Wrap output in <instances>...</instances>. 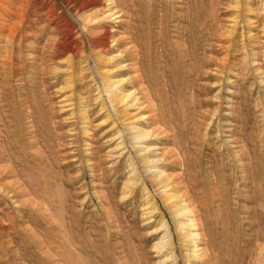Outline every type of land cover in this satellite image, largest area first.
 Segmentation results:
<instances>
[{"label": "rangeland", "instance_id": "rangeland-1", "mask_svg": "<svg viewBox=\"0 0 264 264\" xmlns=\"http://www.w3.org/2000/svg\"><path fill=\"white\" fill-rule=\"evenodd\" d=\"M0 16V264H264V0H0Z\"/></svg>", "mask_w": 264, "mask_h": 264}, {"label": "bare ground", "instance_id": "bare-ground-1", "mask_svg": "<svg viewBox=\"0 0 264 264\" xmlns=\"http://www.w3.org/2000/svg\"><path fill=\"white\" fill-rule=\"evenodd\" d=\"M113 1V0H112ZM82 2V1H81ZM114 2H115V0H114ZM10 3H8V5H9ZM11 4H12V2H11ZM113 4V3H112ZM8 5H5V6H8ZM74 5V4H73ZM10 6V5H9ZM12 7V9H13V5H11ZM9 8V7H8ZM122 8V7H121ZM2 10H5V9H3V7L1 8ZM10 9V8H9ZM19 9H21V8H19ZM5 11H8L7 9L5 10ZM10 11V10H9ZM9 11L7 12V13H9ZM16 11V10H15ZM25 11H27V10H25ZM25 11H23V12H25ZM21 12H22V10H21ZM4 13V12H3ZM6 13V12H5ZM11 13H12V11H11ZM23 14H25V13H23ZM102 14H105V16L104 17H102V19H108V17L111 15L110 13H102ZM1 15H2V13H1ZM9 16L8 17H10L11 18V15H10V13L8 14ZM85 15V14H84ZM5 16V15H4ZM12 16H13V14H12ZM26 16V15H25ZM0 17H3V16H0ZM22 17H23V15H22ZM30 18V17H29ZM3 19H5V21H6V18H3ZM24 19H25V17H24ZM84 19H86V18H84ZM100 19H101V17H100ZM7 20H10V19H7ZM4 21V22H5ZM17 22V21H16ZM15 22V23H16ZM20 22L22 23V22H24L23 21V18H22V21L20 20ZM12 23V22H11ZM19 23V22H18ZM128 23V22H127ZM126 23V24H127ZM131 23V22H130ZM20 24V23H19ZM21 25V24H20ZM129 25V24H128ZM127 25V26H128ZM6 25H2V24H0V31L1 30H3V28L5 27ZM9 26H11V25H9ZM7 27H8V25H7ZM10 29H11V27H9ZM14 28V27H13ZM126 28V27H125ZM133 28V27H132ZM6 29V28H5ZM10 29H8L7 28V30H10ZM15 29V28H14ZM45 29V28H44ZM5 31V32H7L8 33V31ZM3 32V31H2ZM1 32V33H2ZM10 32V31H9ZM123 32V31H122ZM4 33V32H3ZM25 33H27L26 31H25ZM34 33V32H33ZM12 34H13V29H12ZM12 34H10V35H12ZM123 34V33H122ZM3 35V34H2ZM9 35V34H8ZM26 35V34H25ZM125 35H127L128 37H129V35L128 34H124V36ZM13 36H14V34H13ZM21 36V35H20ZM127 36H125V37H127ZM2 37V36H1ZM0 37V38H1ZM11 37V36H10ZM24 37V36H23ZM40 37H42V36H40ZM44 37V36H43ZM121 37H123V36H121ZM6 38H8L7 37V34H6ZM12 38V37H11ZM28 38V37H27ZM39 38V37H38ZM118 38H120V37H117V39ZM135 38V37H134ZM9 39V38H8ZM8 39H7V41H8ZM23 39V38H22ZM34 39V38H33ZM37 39V38H36ZM129 38H127V40H128ZM130 39H131V37H130ZM11 40V39H10ZM13 40V39H12ZM11 40V41H12ZM134 40V39H133ZM6 41V42H7ZM23 41H24V39H23ZM120 41H122V40H120ZM119 41V42H120ZM126 41V40H125ZM20 42V41H19ZM18 42V47H19V43ZM117 42V41H116ZM127 42V41H126ZM129 42H131V40L129 41ZM133 42V41H132ZM40 43V42H39ZM45 43V42H44ZM14 44V43H13ZM43 44V43H42ZM118 44V43H117ZM123 44H125V42H123ZM15 46L17 45V44H14ZM134 45V44H133ZM23 47V45H20V47ZM11 47L13 48V45H11ZM25 47V46H24ZM44 47H46V46H44ZM43 47V51H44V48ZM110 47V46H109ZM116 47V46H115ZM122 47V46H121ZM132 47V46H131ZM136 47V46H135ZM1 48L2 47H0V56H1V51L3 52L4 51V49H6V48H4L3 47V50H1ZM61 48H63V45H62V43H61V41H59V40H57V42H55L54 44H53V46H52V48H51V50L49 51V54H54V52L55 51H59ZM108 48V47H107ZM129 48V47H128ZM128 48H127V50H128ZM134 48V47H133ZM139 48V47H138ZM15 49V48H14ZM14 49H12V50H14ZM33 49V48H32ZM137 49V48H136ZM21 50V49H20ZM123 50V49H122ZM121 50V51H122ZM126 50V51H127ZM134 50V49H133ZM18 51V50H17ZM23 51V50H22ZM34 51V50H33ZM138 51H140V49L138 50ZM8 52V51H7ZM11 52V51H10ZM135 52V51H134ZM65 53H67V51L65 52ZM122 53V52H121ZM130 53H131V51H130ZM136 53V52H135ZM119 54V53H118ZM137 54V53H136ZM7 55V54H6ZM17 55V54H16ZM122 55H123V53H122ZM138 55V54H137ZM5 56V55H4ZM11 56H12V54H11ZM45 56H46V54H45ZM55 56H56V54H55ZM115 56H117V57H119L118 55H115ZM2 57V56H1ZM15 57V56H14ZM138 57V56H137ZM71 58V57H70ZM69 58V59H70ZM113 58L115 59L116 57H114L113 56ZM112 58V59H113ZM21 59V58H20ZM47 59V58H46ZM66 60H67V58H65ZM130 59H131V57H130ZM14 60H16V59H14ZM115 60H117V59H115ZM137 60V59H136ZM11 61V60H10ZM18 61V60H17ZM21 61V60H20ZM51 61V60H50ZM69 60H67V62H68ZM120 61V60H119ZM122 61V60H121ZM7 60H6V58L4 57V59L3 60H0V69H1V67H5V68H7L9 71H10V69L12 68L10 65H11V63L9 62L8 63V66H7ZM15 62V61H14ZM43 62V61H42ZM54 62V61H53ZM71 63H72V61H71ZM102 63V62H101ZM108 64V63H107ZM42 65V64H41ZM43 65H45V63L43 64ZM127 65V64H126ZM135 65V64H134ZM138 65V64H137ZM137 65H135L136 67H135V69L137 68L138 69V67H137ZM7 66V67H6ZM139 66V65H138ZM11 67V68H10ZM73 68V67H72ZM6 69V70H7ZM124 69V68H123ZM7 70V71H8ZM12 70V69H11ZM127 70V69H126ZM139 70V69H138ZM4 71V70H3ZM108 71V70H107ZM12 72V71H11ZM78 72V71H77ZM135 72H136V70H135ZM140 72V71H139ZM138 72V74L140 75V73ZM143 72V71H142ZM6 74H8L7 72H5ZM0 75H4L3 74V72H2V74L0 73ZM9 75V74H8ZM135 76V75H134ZM145 76V75H144ZM8 77V76H7ZM139 77V76H138ZM133 78V77H132ZM137 79V78H136ZM140 79H142V77H141V75H140ZM134 80H135V78H134ZM133 82V81H132ZM122 83H123V80L122 79H118V80H116V79H109V78H107L106 79V81H105V84H106V88H107V91L110 93V95L112 96V98H113V100L112 101H114V103H115V107L117 106L118 108H120V107H122V106H124L125 104H126V101L132 96L133 97V93L134 92H129V91H125L122 87ZM131 83V82H130ZM140 83V82H139ZM133 84V83H132ZM139 85H141L142 86V83H140ZM140 89H142V88H140ZM149 91V90H148ZM137 94V93H136ZM129 103V102H128ZM125 107V106H124ZM117 108V109H118ZM128 114V113H127ZM136 117V116H135ZM156 119V118H155ZM158 119V118H157ZM1 120V119H0ZM134 120V119H133ZM125 123V122H124ZM126 124V123H125ZM129 129H130V132H131V134H132V137H133V139H136V140H146L145 138L146 137H150V133H149V131L147 130V131H144V130H142L140 127H138V126H136V125H132V126H130L129 127ZM152 130V129H151ZM152 132V131H151ZM1 135V134H0ZM151 136H152V134H151ZM133 143V142H132ZM145 152V151H144ZM142 154V153H141ZM145 158V157H144ZM143 158V159H144ZM153 158V157H152ZM151 158V159H152ZM170 158V157H169ZM131 159V158H130ZM150 160V159H149ZM154 160H156V159H154ZM11 161V160H10ZM151 161V163H152V161L153 160H150ZM157 161V160H156ZM144 162H146V164L149 162L148 161V159L147 160H144ZM158 162V161H157ZM154 163V162H153ZM152 163V164H153ZM156 163V162H155ZM154 163V164H155ZM149 164V163H148ZM154 167V166H153ZM137 168V167H136ZM3 169V168H2ZM15 169V168H14ZM12 170H13V166H12ZM16 170V169H15ZM157 170V169H156ZM8 171V170H7ZM17 171V170H16ZM154 171V170H153ZM18 172H19V170H18ZM21 172V171H20ZM156 172V171H155ZM153 173L150 177H152V179L156 182V184L159 186L158 188L160 189H158L160 192H161V197L164 199V201L166 202V205L168 206V208L169 209H171V213L175 216V217H177V218H179L178 220H177V224H176V227H177V229H178V231L180 232V234H182L185 238H188V239H190L191 237H193V238H195V237H197V235H198V233L197 232H192V231H190V229L191 228H193V226H194V223H193V219L192 218H188L187 220V222L186 221H184L183 219H181L183 216H187V215H191L192 214V210L190 209V208H188V206L189 205H186L185 203H183V202H180V201H178L179 199H178V195H176L174 192H172L171 190V184H170V182H169V178L167 179V177H164L163 175H162V173L159 171V172H157V173ZM8 173V172H7ZM13 173V172H12ZM16 175H17V173H16ZM19 175V174H18ZM139 175V174H138ZM21 176V175H20ZM179 176V175H178ZM1 177V176H0ZM140 178V177H139ZM183 178V177H182ZM185 178V177H184ZM176 179V178H175ZM174 179V180H175ZM179 180V179H178ZM187 180V179H186ZM188 182V181H187ZM139 184V183H138ZM185 186H186V184H184ZM184 186V187H185ZM177 187V186H176ZM175 187V188H176ZM179 187H180V185H179ZM182 187V186H181ZM183 187V188H184ZM177 192V191H176ZM131 193V192H130ZM180 196H182V195H180ZM183 200V199H182ZM184 201V200H183ZM165 205V206H166ZM168 232V231H167ZM165 241V240H164ZM166 242V241H165ZM190 242V241H189ZM190 244V243H189ZM190 246H193V248L192 249H190V251L186 254V257L187 258H189V257H196V244H190ZM188 264H190V262L188 263Z\"/></svg>", "mask_w": 264, "mask_h": 264}]
</instances>
